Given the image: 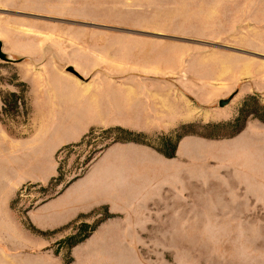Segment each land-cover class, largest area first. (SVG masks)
Returning <instances> with one entry per match:
<instances>
[{
	"label": "rangeland",
	"instance_id": "1",
	"mask_svg": "<svg viewBox=\"0 0 264 264\" xmlns=\"http://www.w3.org/2000/svg\"><path fill=\"white\" fill-rule=\"evenodd\" d=\"M0 41V123L24 147L45 95L22 79L32 61L39 74L165 79L167 96L186 93L198 110L171 129H130L145 143L114 142L103 127L63 151L92 128L57 148L80 131L42 138L20 174H54L0 180V264H264V0H0ZM185 123L198 133L168 157L164 138ZM59 167L62 181L50 183ZM116 186L125 194L111 204L124 208L100 204L46 227L31 217L46 203L34 217L55 223ZM75 234L83 240L69 247Z\"/></svg>",
	"mask_w": 264,
	"mask_h": 264
},
{
	"label": "crops",
	"instance_id": "2",
	"mask_svg": "<svg viewBox=\"0 0 264 264\" xmlns=\"http://www.w3.org/2000/svg\"><path fill=\"white\" fill-rule=\"evenodd\" d=\"M36 51L37 49L30 48V54ZM37 67L36 61L30 62L28 64L29 72L22 76V79L31 83V87L35 89L42 87L45 92L41 104H36L33 101L34 116L30 123L32 132L27 138L31 142L30 146L24 147V140L14 137V134L0 123V180L3 183L8 181L13 184L15 180L21 179L43 182L54 174L52 172V175L42 179L35 172L37 175L35 178L31 175L23 176L20 174V169L26 164L25 160L32 156L36 146L43 142L42 138L46 139L55 128L58 131H80L78 136L70 138V141L53 142L52 145L57 148L67 141L79 139L82 134L93 127L121 126L145 131L171 129L173 125L192 120L198 114V110L194 107V102L188 94L183 93L175 96L173 93V96H167V89L172 90V88L167 86L165 79L136 74L93 75L83 72L85 69L81 67L82 78L79 79L72 74L56 72L53 66L47 72L39 74ZM120 160L128 161L129 159L122 156V159L118 158L115 161L119 162ZM18 164L20 165L16 169L15 165ZM14 170L17 173H12ZM115 174L118 178L117 171ZM117 184L119 185V183ZM113 193L114 197L103 196L95 201L84 200L85 202L77 203L72 207L71 213L64 215L63 218H58L57 222L49 225H42L34 217V214L39 212L46 203L34 210L31 217L38 225L46 227L66 223L79 212L87 211L100 204H108L112 210L124 208V205L119 206V204L111 203L114 200L120 203L121 196L125 194V191L116 186ZM61 196L62 193L56 196V199ZM56 199L54 198V201Z\"/></svg>",
	"mask_w": 264,
	"mask_h": 264
},
{
	"label": "trees",
	"instance_id": "3",
	"mask_svg": "<svg viewBox=\"0 0 264 264\" xmlns=\"http://www.w3.org/2000/svg\"><path fill=\"white\" fill-rule=\"evenodd\" d=\"M14 96H16V93L13 94ZM239 117H237L233 122V124H236L239 122ZM230 126L232 125V123L229 121L227 122H218V123H214V124H208L206 127L208 128H219V127H223V126ZM196 126L195 123H185L182 124L179 128H178V132L176 131V137L174 139V141L171 139L170 136L165 137L164 142L166 145V148H170V151H162L165 155H167L168 157H173L175 156L177 147H178V143L179 141L186 135L188 134H197L198 131H194V130H189L190 127ZM97 129L96 128H92L87 134H85L82 139L77 142V143H69L67 145L64 146V148H62L61 151H63L66 148L72 147V146H77V145H81L85 142L86 138H88L89 136H91ZM104 131H106L107 133L111 132H115L116 133V137L114 138V142H127V141H134V142H139V143H145V140L143 139V136L145 135L143 132H136L133 130H130L128 128H124L121 126H114V127H108L106 129H104ZM202 132V131H201ZM205 135V133H203ZM214 135L216 134H206L205 136H209V137H214ZM81 176V175H80ZM77 177H75L74 179L70 180L67 185L64 187V189L71 184V182H73ZM63 179V175L61 173V167H59V174L56 177H53V179L50 181V183L56 182L59 183L61 182ZM63 189V190H64ZM63 190H61L59 193H61ZM98 224H94V225H89L87 223L83 224V229H85V227H90V232L96 229V226ZM83 240V238H78L77 235H71L69 237H67L64 242L68 243V246H74L75 244L81 242Z\"/></svg>",
	"mask_w": 264,
	"mask_h": 264
},
{
	"label": "water",
	"instance_id": "4",
	"mask_svg": "<svg viewBox=\"0 0 264 264\" xmlns=\"http://www.w3.org/2000/svg\"><path fill=\"white\" fill-rule=\"evenodd\" d=\"M0 59H3V60H9L8 57L5 56L4 52H3V43L2 41H0ZM69 71H72L74 73H77L76 70L71 66L68 68ZM78 74V73H77ZM79 75V74H78ZM80 76V75H79ZM231 98L229 99H221L220 100V105L221 106H225L226 104H228L230 102Z\"/></svg>",
	"mask_w": 264,
	"mask_h": 264
}]
</instances>
